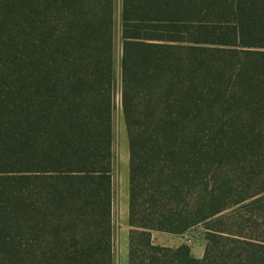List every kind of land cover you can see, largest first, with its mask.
Listing matches in <instances>:
<instances>
[{"label":"trees","instance_id":"1","mask_svg":"<svg viewBox=\"0 0 264 264\" xmlns=\"http://www.w3.org/2000/svg\"><path fill=\"white\" fill-rule=\"evenodd\" d=\"M117 95L127 263L264 264V0H0V264H114Z\"/></svg>","mask_w":264,"mask_h":264},{"label":"rangeland","instance_id":"2","mask_svg":"<svg viewBox=\"0 0 264 264\" xmlns=\"http://www.w3.org/2000/svg\"><path fill=\"white\" fill-rule=\"evenodd\" d=\"M120 10V0H116V16L118 17ZM118 22V19H117ZM118 31V27H117ZM120 58V44L118 36L115 39V61L118 73V64ZM119 81H117V87ZM114 138H113V205H112V228H113V260L114 264H128V211L126 206V193L128 190V142L125 125L122 118L119 96H116L114 110ZM196 239L194 244L200 245L206 240L204 230L201 226H197L194 230ZM204 240V241H203ZM192 246V244H189Z\"/></svg>","mask_w":264,"mask_h":264},{"label":"crops","instance_id":"3","mask_svg":"<svg viewBox=\"0 0 264 264\" xmlns=\"http://www.w3.org/2000/svg\"><path fill=\"white\" fill-rule=\"evenodd\" d=\"M126 203H127L126 206L128 208V190L126 193ZM195 228L197 227L191 228L183 235H173L163 232H152L151 239L155 245L170 247V248H175L181 244H186V241L190 239L192 241V246H189L191 250V255L196 259H201L204 254V243L200 245L194 244V240L196 239L194 233Z\"/></svg>","mask_w":264,"mask_h":264},{"label":"built area","instance_id":"4","mask_svg":"<svg viewBox=\"0 0 264 264\" xmlns=\"http://www.w3.org/2000/svg\"><path fill=\"white\" fill-rule=\"evenodd\" d=\"M189 244H192V241H191L190 239H188V240L186 241V245L189 246Z\"/></svg>","mask_w":264,"mask_h":264}]
</instances>
